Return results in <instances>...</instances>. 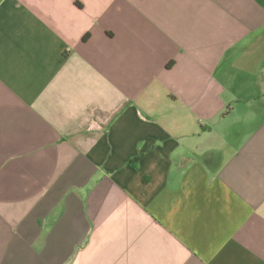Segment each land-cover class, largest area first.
I'll return each instance as SVG.
<instances>
[{
  "label": "crops",
  "instance_id": "1",
  "mask_svg": "<svg viewBox=\"0 0 264 264\" xmlns=\"http://www.w3.org/2000/svg\"><path fill=\"white\" fill-rule=\"evenodd\" d=\"M0 264H264V0H0Z\"/></svg>",
  "mask_w": 264,
  "mask_h": 264
},
{
  "label": "trees",
  "instance_id": "2",
  "mask_svg": "<svg viewBox=\"0 0 264 264\" xmlns=\"http://www.w3.org/2000/svg\"><path fill=\"white\" fill-rule=\"evenodd\" d=\"M228 110V109H227ZM227 110H226V112H227ZM226 112L224 113V114H226Z\"/></svg>",
  "mask_w": 264,
  "mask_h": 264
}]
</instances>
